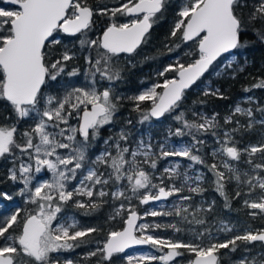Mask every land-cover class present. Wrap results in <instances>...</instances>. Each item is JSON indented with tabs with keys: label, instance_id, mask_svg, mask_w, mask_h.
Masks as SVG:
<instances>
[{
	"label": "snow or ice",
	"instance_id": "6c2138e0",
	"mask_svg": "<svg viewBox=\"0 0 264 264\" xmlns=\"http://www.w3.org/2000/svg\"><path fill=\"white\" fill-rule=\"evenodd\" d=\"M4 2L15 7H0V101L6 102L12 114L0 123V160L12 165L7 179L22 185L16 194L26 197L25 203L34 207L23 217L19 207L7 212L0 208V264H75L69 258L61 260L60 254L90 243L85 238L99 229L82 227L75 218L61 222L59 214L69 202L90 214L107 203L104 198L109 196L113 202L120 201L111 218L121 216L123 227L108 232L103 242L96 241L102 246L88 253L89 257L99 255L101 262L111 264L114 256L134 246H151L161 254H132L122 259L126 264H152L156 260L180 264L176 258L184 255L180 251L184 249L195 257L188 264H218L221 249L235 252L238 242L245 246L264 244V229L246 228L219 240L208 220L215 200L198 204L193 201V196H202L205 191V174L197 171L189 175L194 165L207 167L225 208L231 207L225 187L234 181L233 199H243L244 207L253 210L248 215L264 218V136L244 147H239L235 138L236 133L250 131L256 125L264 128V108H242L237 104L224 119L225 125L234 126L222 133L217 114L208 117L194 111V119L190 120L179 112L173 119L180 126L169 128L162 143L154 145L151 137L147 141L134 140L130 129L121 128L104 139L102 146L98 144L101 129L115 122L118 102L123 99L115 88L123 79L122 55L132 56L147 41L168 0H127L117 7L98 9H93L88 0ZM245 6V0H186L177 8L169 33L171 43L164 47L171 56L186 46L188 61H182L179 54L171 56L173 62L158 72L164 78L162 83L129 97L134 101L133 111L139 114V124L151 126L153 120L175 112L185 90L206 73L213 71L214 75L235 79L237 71H244L247 58L239 63L238 50L248 45L242 42V35L251 26L264 43V0H259L246 19L239 11ZM118 14L127 19L116 22ZM95 15H108L110 22L93 38L90 33ZM63 37L75 39L65 41ZM77 43L79 51L86 53V83L66 82L53 91L50 82H59L65 74L69 78L80 75L78 68L66 72L68 63L76 58L73 48ZM54 52L59 56L53 58ZM166 73L174 75L168 78ZM252 87L264 88V79ZM250 91L244 88V92ZM203 94L224 98L219 89L212 90L210 83ZM146 102L150 106L141 107ZM237 115L247 117V122L234 120ZM127 123L131 125L132 121ZM21 124L27 125L22 132ZM209 134L217 145L210 164L200 154L207 142L204 137ZM185 136L190 140L183 141ZM173 137L179 142L172 143ZM98 146L99 152L93 158L91 150ZM160 160L168 161V166L156 175ZM185 160L191 163L182 172ZM45 170L51 174L50 179L40 175ZM177 178H181L179 186ZM185 189L192 195H181ZM174 196L177 202L167 210L160 204L141 213L132 204L133 199L139 205H148ZM12 200V194L0 192V201ZM147 217L176 219L163 224L139 223ZM184 224L201 226L187 229L193 234L191 241L155 234L160 229L181 233ZM218 231L228 233L234 229L221 222ZM243 251L250 253L252 249L245 247ZM234 264H264V255L260 259L244 255Z\"/></svg>",
	"mask_w": 264,
	"mask_h": 264
},
{
	"label": "trees",
	"instance_id": "16d2710c",
	"mask_svg": "<svg viewBox=\"0 0 264 264\" xmlns=\"http://www.w3.org/2000/svg\"><path fill=\"white\" fill-rule=\"evenodd\" d=\"M184 0H168V4L166 6L165 11L161 18L153 25V28L150 31L149 38L143 45L134 53L132 56H128L127 60L131 61L132 64L120 63V67L123 69V79L118 81L115 85L116 92L118 95H121L123 99H121L118 104L119 108L116 113L115 118H117V125H121L122 121H132L131 125L127 126V129H130L132 133L136 131L132 127L135 128H143L144 124L141 125L138 123L139 114L133 111L134 101L129 99V97H133L139 93L141 88L146 85L153 83H162L163 77L158 76V72L163 71L164 67L168 64L172 63L173 60L171 56H175L177 54L180 55L181 60L184 62L188 61V57L184 55V52L189 51L186 46H183L182 49L177 50L176 53H172L171 56L167 53L165 49V44L171 43L169 39L170 29L172 27L173 21L176 18V10L179 6L182 5ZM127 2V0H88V4L93 9L103 8L107 6L108 8L117 7L122 3ZM246 6L242 7L239 11L240 13L247 18L250 11L259 3V0H245ZM0 7L4 8L3 3L0 1ZM116 22H122L127 19L122 15H117L115 18ZM94 26L90 35L95 38L99 34L102 33L103 29L110 22V18L108 15H95L94 16ZM256 27H259L257 25ZM58 35H62L59 34ZM65 41L75 38L63 37ZM242 42H247V47L238 50L241 53L239 63L244 62V57L247 58V63L244 66V71H237L236 78L231 79L226 75L214 76L213 71L206 73L204 77H202L197 83L188 91L185 92L184 99L180 103L179 108L176 109L175 112L166 114L165 118L169 123L173 124L175 127H179L180 125L173 119V116L178 114L179 112H184L187 119H194L192 113L194 111H201L208 115L217 114V121L221 125L219 129L222 133L225 129H230L234 125H225L224 119L227 116L232 114V111L235 105L238 104L240 100L245 97H253L256 100V104L250 103L251 108H255L257 106L264 108V88H253L252 85L258 83L261 79H264V43H261L253 31L252 27L249 26L248 30L242 35ZM72 47V45H69ZM61 51L63 48L61 47ZM73 51L76 52V58L68 63V67L66 72L71 71L73 68L80 69V72L83 71L87 67L84 63L83 56L86 53H81L79 51V44L77 43L73 48ZM59 56L58 52L52 53V57L56 58ZM168 78H172L174 73H166ZM68 76L65 74L59 82H66ZM59 82H50L51 85H58ZM210 83L212 90L219 89L223 94V99L218 98L215 95H207L205 96L204 91L197 89L203 83ZM107 83V82H106ZM250 88V92H244V88ZM53 87V91H54ZM160 91V89H159ZM150 105L146 102L141 107H149ZM257 117H259V113H255ZM12 116L10 107L7 106L6 102L0 101V123L6 122L5 118ZM14 119V117H13ZM234 120H240L239 116H235ZM154 121V120H153ZM242 124L245 122L240 120ZM27 127L26 124L20 125V131L22 132ZM110 126H106L101 129L100 140L98 142L99 146H102L103 140L108 136L114 135L115 131H109ZM119 129V128H118ZM261 127L256 125L250 131L242 130L239 133L235 134L236 140L239 142V147H244L249 143H255L259 140L262 135ZM19 139V137H18ZM185 139L190 140V137L185 136ZM206 139V144L201 146L200 154L205 159L207 163H212V159L209 157V149L206 147L209 144L213 143L215 138L209 134L204 137ZM99 146L92 149V156L99 152ZM12 165L7 160H0V192H8L14 195V191L16 187L11 184V181L7 179L8 169ZM199 166L205 172V183L203 187L205 191L202 194V198L213 201L215 200V208L214 212L209 214L208 220L209 222H220L225 220L229 224L232 225H247L251 226L254 229H264V218L260 215H257L255 218L248 215L247 213L250 210L243 205V199H233L235 192V182L226 184L225 191L229 196L231 201V207H224V198L219 196V194L215 191V184L213 181L212 173L208 171L207 167L202 165ZM158 169V168H157ZM108 202L105 203L102 207L97 209L96 211H90V214L86 213L84 209L74 208L70 205L64 207L63 212L66 214L74 215L78 218L83 227H95L99 229V231L93 233L90 237H86L85 240L95 242V241H104L107 237L108 232L117 231L122 229V223H116L115 221H110L111 210L113 206H116L118 201L111 205L109 203L110 200L108 198H104ZM3 206L1 207L4 212H7L10 208H15V206H10L8 201H0ZM138 209V208H137ZM22 226V225H21ZM185 228L184 225H182ZM15 231H18L19 228H15ZM167 230V229H166ZM13 231V230H10ZM170 232V230L168 231ZM176 237L187 241V238L184 234V231L181 233H177ZM234 235L231 233L230 237ZM82 244L80 247H77L75 254L84 255L88 252L87 244ZM239 247L235 252L230 251L229 249H222L227 255L228 262L234 263L239 260L244 255H253L255 245H247L238 242ZM259 244V243H255ZM261 245V244H260ZM245 247L251 248L252 251L250 253H245L243 249ZM83 248V249H82ZM261 249L264 247L261 245ZM180 251L183 252L181 249ZM185 259H190L193 257L192 254H187L185 252ZM84 264H108V262H101L100 258L92 257L87 260H84ZM111 264H123L120 259V255H116L112 258ZM218 264H225L223 259L218 261Z\"/></svg>",
	"mask_w": 264,
	"mask_h": 264
},
{
	"label": "rangeland",
	"instance_id": "374dc122",
	"mask_svg": "<svg viewBox=\"0 0 264 264\" xmlns=\"http://www.w3.org/2000/svg\"><path fill=\"white\" fill-rule=\"evenodd\" d=\"M185 2H186V0L183 1V3H185ZM4 8H6V9H12V8H8V7H5V6H4ZM125 62L127 64H132L131 61H128L127 60V57H123L122 56V59H121L120 63H125ZM214 76H216V75H214ZM66 82H74V83H76L78 85L79 84L86 83L85 77H84V74H83V71L80 72V75L77 76V77H72V78H69L68 77ZM66 82H59V86L58 85H53V87L56 90V89L60 88L61 85H63ZM153 84H149V85L144 86L143 88H141L140 91H142V90H144V89H146L148 87H151ZM208 85H209L208 82L207 83H203L197 89L204 91V89ZM158 91H159V89H158ZM160 91H162V90H160ZM250 103L256 104V100L253 98L252 101H248L245 98H243L242 100H240L238 102V104L242 108H251L250 107ZM195 112L203 113V112L198 111V110L195 111ZM203 114L206 115V116H208V117H211V115H208V114H205V113H203ZM239 118H240V120L244 121L245 123L247 122V117L239 116ZM73 123H75V121H73ZM117 123H119V122H118L117 118H115V122L112 125H108V126H110L109 129H112L113 131H115V129H116V132H118L119 129H121V128H127V126L129 125L126 120L125 121H122L121 122V125L120 124L117 125ZM258 126H260V125H258ZM132 128L136 130V131H133L134 133L131 132V136H132V138L134 140H139V139L143 138V139H145L147 141L148 138L151 137V142L154 145H156V144L162 143L164 141V138L168 134L169 128L175 129L176 127L173 124L169 123L165 118H162L161 120H158V121H152L151 126L148 125V124H144V127L143 128H139V127L135 128L134 126ZM260 130H262V133L260 135L264 136V128H261ZM183 141L187 142L189 140H187V139H185V137H183ZM171 142L172 143H177V142H179V140H178V138L173 137ZM206 147L209 149V157L212 159V162H213L212 151H213V149L215 147H217V145L215 143V140H214L213 143L209 144ZM176 159H179V158H176ZM189 163H191V162L190 161H186V160L185 161H182V168H181V171L182 172L184 171V169L187 168V165ZM166 166H168V161L160 160L158 162V165H157V168L158 169L156 171V175H160V173L163 171L164 167H166ZM149 171H151V170L149 169ZM197 171L203 172L205 174V172L199 166L194 165L193 166V170L189 171V175H193ZM40 175L43 178H46V179H50V177H51V174L48 173L46 170L44 172H42ZM156 182L159 183L158 180ZM165 182L166 183H169V181H167V180ZM175 183L177 184V186H179L180 183H181V178H177L175 180ZM11 184L16 187V190L14 191V195L15 196H13V200L12 201H8V204L10 206H15V208L16 207H19L20 209H22V211H21V217H23L26 214V211L32 209L34 206L31 205V204H26L25 203L26 197H23V196H20V195H17L16 194L17 190L19 188H21L22 185H18V184L17 185H14L12 182H11ZM181 195H192V194L189 193L187 191V189H185L181 193ZM107 198H108V200H110L109 203L111 205H114L117 202V201L113 202L111 200V197L110 196L107 197ZM77 199H83V198L77 197ZM202 200L203 201H206L208 203H211V201H208V200L202 198L201 196H193V201L195 203H197V204L200 203ZM174 202H177V197H175V196L174 197H170L167 201H164V202H161V203H158V204L150 203L148 205H139V201L138 200H136V199H133L132 200V204L134 206H136L138 208V211H140L141 213H143V211L146 208L158 207L160 204H163L165 206V209L164 210H167L171 206V204L174 203ZM119 203H120V201H118V203L116 204V206H113V209L111 210V217H113V215H114V208L115 207H118L119 206ZM124 203L127 205L128 202L127 201H124ZM68 205L74 207L73 204H72V202H69ZM243 205H244V203H243ZM2 206H3V204L0 202V208ZM74 208H76V207H74ZM249 210L250 211H253L251 209H249ZM59 215H60V218H61V222H63V220H66V219L75 218L79 222V225L82 226L81 221L78 218H76L74 215L66 214L63 211ZM121 215L122 216H126L127 213H122ZM111 217H110V221H115L116 223L117 222L118 223H122V225H123L121 216H116L114 219H112ZM175 219L176 218H174V217H147L146 220L140 221V223L148 222V223H162L163 224V223L174 222ZM221 222H223L224 224H227L229 227H232L234 229V231L233 232H228V233H225V232H222V231H218V229L221 227ZM211 224L213 225L212 231H213L214 235L219 240H226V239L230 238L231 233H234L235 234L236 232H243L246 228H250L251 230H257V229L252 228L251 226H247V225L246 226L245 225H239V226L236 225L235 226V225L229 224L225 220H222V221L216 222V223L211 222ZM184 226H185L184 234H185V236L187 238V241H191L193 239L192 232L187 231V229L194 228V227L195 228L201 227V226H198V225H187V224H184ZM119 230H121V229H119ZM119 230H117V231H119ZM169 230L170 229H167V230L166 229H160V230H157V232L155 234L156 235H159V236H162V237H167V238H170V239H176V237H179V238L182 237V236H178L177 233H173L172 230H170V232H168ZM100 242H103V241H100ZM254 245H255V249H254L253 255H251V256H256L257 259H260L262 257V255H264V249H261L260 248V246H261L260 244H254ZM98 246H102V243L100 245H98L96 243V241H95V242H92L90 244H87L88 252L86 254H84V255L75 254V251L77 249V248H75L74 250L61 253L60 254V257H61V260H63L64 258H69V259H72L75 262V264H84V260H87L89 258H92V257H89L88 256V253L90 251H92V250H95ZM182 250H183V252H185L187 254H191V253H188L187 250H184V249H182ZM165 251H167V249H165ZM142 253L155 254L156 256H159L161 254L160 252H154V250L151 248V246H149L146 249L131 251L130 253H128L126 255L142 254ZM53 255H56V254H53ZM218 255H220V259H223L225 261V264H234L232 262H228L227 255H226V253L224 251H222V249L220 250V253ZM123 256H125V255H121L120 256V259L123 262V264H126V261L124 259H122ZM94 257L100 258L99 255L94 256ZM25 259H27V258H25ZM176 259L178 261H180V264H188V262L190 260H193L194 259V255L190 259H185L184 256L177 257ZM152 264H161V262L159 260H156V261H153ZM172 264H175V261H173Z\"/></svg>",
	"mask_w": 264,
	"mask_h": 264
},
{
	"label": "water",
	"instance_id": "95a60500",
	"mask_svg": "<svg viewBox=\"0 0 264 264\" xmlns=\"http://www.w3.org/2000/svg\"><path fill=\"white\" fill-rule=\"evenodd\" d=\"M0 1L3 3V5H4L5 7H8V8H14V7H15L14 5H10V4L5 3L4 0H0ZM142 45H143V44H142ZM142 45H141V46H142ZM141 46H140V47H141ZM140 47H139V48H140ZM139 48H138V49H139ZM138 49H137V50H138ZM122 56H123V57H128V56H126V55H122ZM196 83H197V82H196ZM194 85H195V84H194ZM194 85H193V86H194ZM193 86H192V87H193ZM192 87H191V88H192ZM191 88L185 90V92L188 91V90H190ZM161 119H162V118H161ZM161 119H160V120H161ZM154 121H158V120H154ZM163 202H164V201H163ZM153 203H154V204H158V203H161V202H153ZM139 223H140V221H139ZM256 243L261 244L260 242H256ZM261 245L264 247V244H261ZM148 247H149V246H134V247H132V248H130V249H127L125 253H121V254H118V255H126V254L130 253L131 251L142 250V249H146V248H148Z\"/></svg>",
	"mask_w": 264,
	"mask_h": 264
},
{
	"label": "flooded vegetation",
	"instance_id": "af4514ba",
	"mask_svg": "<svg viewBox=\"0 0 264 264\" xmlns=\"http://www.w3.org/2000/svg\"><path fill=\"white\" fill-rule=\"evenodd\" d=\"M121 256V255H120ZM195 258V257H194Z\"/></svg>",
	"mask_w": 264,
	"mask_h": 264
}]
</instances>
